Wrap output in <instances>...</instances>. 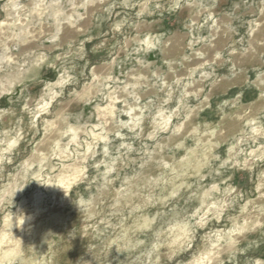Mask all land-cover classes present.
I'll return each mask as SVG.
<instances>
[{"label":"rangeland","instance_id":"374dc122","mask_svg":"<svg viewBox=\"0 0 264 264\" xmlns=\"http://www.w3.org/2000/svg\"><path fill=\"white\" fill-rule=\"evenodd\" d=\"M264 0H0V264H264Z\"/></svg>","mask_w":264,"mask_h":264},{"label":"crops","instance_id":"0c3cea01","mask_svg":"<svg viewBox=\"0 0 264 264\" xmlns=\"http://www.w3.org/2000/svg\"><path fill=\"white\" fill-rule=\"evenodd\" d=\"M226 2L228 8L234 3V1L237 0H216V2ZM263 21L261 22L260 30L258 32V38L255 42L254 50H257L259 52V61L261 63H264V15H263Z\"/></svg>","mask_w":264,"mask_h":264}]
</instances>
